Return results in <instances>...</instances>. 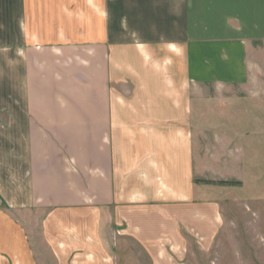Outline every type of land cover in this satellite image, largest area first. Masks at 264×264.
Listing matches in <instances>:
<instances>
[{"label":"crops","instance_id":"obj_1","mask_svg":"<svg viewBox=\"0 0 264 264\" xmlns=\"http://www.w3.org/2000/svg\"><path fill=\"white\" fill-rule=\"evenodd\" d=\"M260 124L264 0H0V264H264Z\"/></svg>","mask_w":264,"mask_h":264},{"label":"rangeland","instance_id":"obj_2","mask_svg":"<svg viewBox=\"0 0 264 264\" xmlns=\"http://www.w3.org/2000/svg\"><path fill=\"white\" fill-rule=\"evenodd\" d=\"M253 129H254L255 135H258L257 130L261 134L260 136H255L254 139L255 140L258 139L259 145L263 146V143H264V124H260L259 126H255ZM260 142H261V144H260ZM236 145H237L236 147H239L238 145H240V144L237 143ZM241 156H242L241 153H239L238 157H241ZM217 188H218V190H216L217 191V193H216L217 197L216 198H218V200H221V202L220 201H218V202L223 209H226L229 206V205L223 204V202H222L223 198L226 196L227 192L228 193L231 192L232 195H235L233 199H236V200H233L232 197L230 199H228L230 204H234L232 206L234 209V212L241 211L245 215L251 216V211H249V210L245 211L246 208L255 210L254 214L260 208V206L258 205V202H254L256 204L251 205L250 201H249V200H252V199L254 200L257 198L260 199V197H262V191H261L260 185H242V187H241V185H217ZM206 193L207 192H203L202 196ZM211 197L214 198L215 196H211ZM247 201H249V203L247 205H245V203ZM257 201H259V200H257ZM238 214H241V213H238ZM249 219H251V218H249ZM250 224H252L254 226L256 225V223L253 221H250ZM249 230L250 231L252 230L251 227L249 228ZM250 245H252L251 242H250ZM248 257L250 258V260L255 261L257 254L256 253H250L248 255Z\"/></svg>","mask_w":264,"mask_h":264}]
</instances>
